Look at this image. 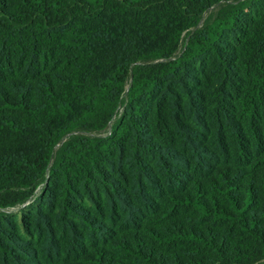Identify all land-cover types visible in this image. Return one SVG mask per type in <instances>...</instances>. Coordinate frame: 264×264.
Returning a JSON list of instances; mask_svg holds the SVG:
<instances>
[{"label": "trees", "instance_id": "trees-1", "mask_svg": "<svg viewBox=\"0 0 264 264\" xmlns=\"http://www.w3.org/2000/svg\"><path fill=\"white\" fill-rule=\"evenodd\" d=\"M0 264H264V0H0Z\"/></svg>", "mask_w": 264, "mask_h": 264}]
</instances>
